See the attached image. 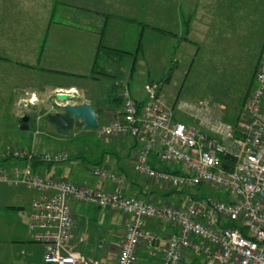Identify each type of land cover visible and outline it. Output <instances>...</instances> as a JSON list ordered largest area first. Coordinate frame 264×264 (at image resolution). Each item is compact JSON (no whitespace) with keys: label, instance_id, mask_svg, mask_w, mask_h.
Returning <instances> with one entry per match:
<instances>
[{"label":"crops","instance_id":"0c3cea01","mask_svg":"<svg viewBox=\"0 0 264 264\" xmlns=\"http://www.w3.org/2000/svg\"><path fill=\"white\" fill-rule=\"evenodd\" d=\"M241 1L47 0L41 4L42 19L35 23L34 0H0V14L5 13V18L0 19V94L7 92L3 90V70L9 71L6 74L15 81L21 64L27 73V83L39 82L38 86L45 90L37 108L43 106L48 112L59 104L58 92L72 90L76 92V102L90 103L96 109L98 127L106 125L123 113L119 85L127 77L132 96L142 105L146 101L145 85L163 80L167 70L172 74L184 67L189 75L196 62L212 58L208 55L226 54L228 29H237L238 24L237 20L228 24L225 13L229 8L236 12L237 2ZM18 12L26 13L25 19L28 18L26 27H22L26 30L21 37L25 47L20 55L15 50L19 44ZM34 26L39 30L34 32ZM171 60L172 68L167 63ZM27 88L34 90L31 86ZM13 102L12 97L3 101L0 96V109L9 104L11 107ZM5 119L0 120V153L8 144L17 145L13 141L16 135L10 137L16 126L12 128V121ZM36 120L51 135L40 141L34 135L30 145L20 147L38 154L68 153L67 160L61 162L39 159L34 168L36 173L111 190L114 188L111 180L100 181L92 173L93 167L103 166L124 178L125 195L155 203L185 200L183 191L134 170L140 144L131 136L100 138L98 127H77L80 135L66 139L60 132L64 130L48 118L47 125L41 119ZM149 160L157 170H172L170 165L159 161L156 152ZM23 164V160L0 157V264H47L44 246L34 240L29 227L31 204L37 191L10 186L1 178L2 170L10 175L13 167ZM67 170L74 173L67 175ZM73 211L77 235L87 239L82 244L76 240L78 250L101 259L102 264H116V256L112 255L123 239L129 218L120 212L80 203L73 204ZM147 225L163 235L162 240L153 255L140 249L137 264H160L164 234L173 228L158 227L153 222Z\"/></svg>","mask_w":264,"mask_h":264},{"label":"built area","instance_id":"2783aa9c","mask_svg":"<svg viewBox=\"0 0 264 264\" xmlns=\"http://www.w3.org/2000/svg\"><path fill=\"white\" fill-rule=\"evenodd\" d=\"M146 101L132 96L128 80L120 82L123 113L97 128L102 138L131 136L140 144L134 170L178 191L199 185L222 190L226 198L185 195L181 203H155L125 195L124 178L107 167L95 166L93 175L111 180L105 190L66 178L36 173L32 158L48 162L67 160L68 153L38 154L9 148L6 156L23 158L24 164L1 171L10 186L37 191L31 204L30 231L43 244L47 264H102L78 250L84 236L77 235L73 204L106 208L129 218L116 264H137L140 249L152 255L163 235L148 227H171L162 245L160 264H182L189 255L202 256V264H264V59L256 84L245 104L239 126L221 119L206 122L207 128L176 120L161 83L145 86ZM156 152L172 170L150 164ZM26 157V159H25ZM223 157H229V167Z\"/></svg>","mask_w":264,"mask_h":264},{"label":"rangeland","instance_id":"374dc122","mask_svg":"<svg viewBox=\"0 0 264 264\" xmlns=\"http://www.w3.org/2000/svg\"><path fill=\"white\" fill-rule=\"evenodd\" d=\"M43 2L45 3L47 0H34V12L32 14L34 15L33 19L35 23L39 22L44 14L43 11H40ZM237 7L236 12L232 13L229 8V11L225 13L228 24H231L235 20H237L238 24L237 29H228L230 37L227 39L228 49L227 53L225 52L226 54L208 55V57L212 58L208 61L202 60L196 62L195 68L192 69L189 75L187 69H184V67L180 72L177 71L175 73L174 71L172 74L167 70L163 80L157 81L161 83L165 91L167 100L175 112L176 120L207 128L206 122H214L221 119L239 126V120L246 118L244 113L245 104L256 84V74L264 59V0H242L241 2H237ZM4 14H0V19L2 17L3 19L5 18ZM16 15L20 21L17 25L19 44L18 47L16 45L15 50L20 55L21 51H24L23 47H25L22 44L21 37L25 35L26 30H23L22 27H26L25 24L28 18L25 19L26 13L18 12ZM33 29L34 32L39 30L35 26ZM231 34H234V36H231ZM17 58L20 59V57ZM172 62L174 61L167 62L171 68ZM127 72L128 69H126ZM6 73H9V71L3 70L2 84H5L3 90L7 92L0 94L1 100L7 101V99L12 97V101L15 102H13V106L11 105V107L9 104L5 108L0 109V120L4 121L7 118V120L12 121V128L16 126L15 133L12 129L10 137L14 138V135H16L17 140L13 139V141H17L18 146L8 144L0 153V157L3 160L11 158L10 156H6L9 148H18L24 152L31 150L20 146L30 145L34 135H37V137L34 136L37 141L47 140V135H51L50 132L38 126L36 119H41L47 125V115L49 112L53 113L57 110L54 106L48 112L43 106L37 108L41 104V96L45 93V90L42 86H38L39 82L35 81L30 85L27 83V73L23 65H18L16 82L13 80L14 78H11ZM6 78L7 80H5ZM36 80L40 81L39 78ZM125 80L129 82L128 77ZM39 85L41 84L39 83ZM28 86L34 89L33 92L27 88ZM10 89L16 90L15 93L10 92ZM51 98L53 102L54 96ZM24 117H28V120L24 121ZM76 128L60 132L65 135L66 139L76 137L80 135L78 134L79 131H77L80 129ZM76 159L72 158L71 160L77 161ZM73 173L74 171L71 173L69 170L66 171L67 175ZM185 192L184 195L190 193L193 196L209 195L221 199L226 198V194L222 190L210 191L206 187L199 185L186 189ZM86 240L85 238L84 241ZM119 249L120 245L115 248V253L112 255L113 258L116 256V260ZM98 256L102 257L100 254ZM93 258L98 260L95 256ZM99 261L103 263L101 259ZM202 262V256L189 255L188 259L182 264H202Z\"/></svg>","mask_w":264,"mask_h":264},{"label":"water","instance_id":"95a60500","mask_svg":"<svg viewBox=\"0 0 264 264\" xmlns=\"http://www.w3.org/2000/svg\"><path fill=\"white\" fill-rule=\"evenodd\" d=\"M56 100H59V104L54 105L57 110L47 115L49 122L53 125L64 131L75 127H98L96 109L90 103L76 102V92H71V90L58 92ZM23 120L27 121L28 117H24Z\"/></svg>","mask_w":264,"mask_h":264},{"label":"trees","instance_id":"16d2710c","mask_svg":"<svg viewBox=\"0 0 264 264\" xmlns=\"http://www.w3.org/2000/svg\"><path fill=\"white\" fill-rule=\"evenodd\" d=\"M144 26V25H143ZM146 26V25H145ZM254 83H255V80H254ZM226 121V120H225ZM228 122V121H227ZM238 122V121H237ZM12 159H14V158H12ZM26 159V158H25ZM223 159H224V166L225 167H229L230 166V164L228 163V161L230 160L229 159V157H223ZM19 160H23V158H21V159H19ZM24 161V160H23ZM40 163V161H39V158H37L36 156H34L33 158H32V166L35 168L38 164ZM200 190V189H199ZM184 193L183 194H185L186 192H185V190H182ZM190 194V193H189ZM193 196V195H192ZM193 197H195V198H198V197H201V196H199V195H194Z\"/></svg>","mask_w":264,"mask_h":264},{"label":"bare ground","instance_id":"6f19581e","mask_svg":"<svg viewBox=\"0 0 264 264\" xmlns=\"http://www.w3.org/2000/svg\"><path fill=\"white\" fill-rule=\"evenodd\" d=\"M72 91V90H71Z\"/></svg>","mask_w":264,"mask_h":264}]
</instances>
